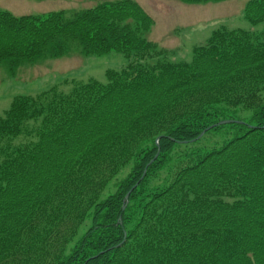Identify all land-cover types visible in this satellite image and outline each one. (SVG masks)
I'll return each mask as SVG.
<instances>
[{"label": "trees", "instance_id": "1", "mask_svg": "<svg viewBox=\"0 0 264 264\" xmlns=\"http://www.w3.org/2000/svg\"><path fill=\"white\" fill-rule=\"evenodd\" d=\"M244 16L263 23L264 0ZM154 25L136 0L0 10L12 73L76 50L128 60L0 118V264H264V30L221 27L173 62ZM224 120L242 123L198 139Z\"/></svg>", "mask_w": 264, "mask_h": 264}, {"label": "rangeland", "instance_id": "2", "mask_svg": "<svg viewBox=\"0 0 264 264\" xmlns=\"http://www.w3.org/2000/svg\"><path fill=\"white\" fill-rule=\"evenodd\" d=\"M115 0H0V10L15 16L42 15L52 11H80ZM154 19L155 25L146 37L168 50L173 62H188L193 50L204 45L212 32L221 28L262 32L264 22L252 25L244 10L251 0H230L222 3L187 5L176 0H136ZM128 63L116 51L103 56H86L73 51L61 58H43L19 67L12 73L0 64V118L18 95H38L51 87L66 93L76 82L95 79L105 83L108 70H120Z\"/></svg>", "mask_w": 264, "mask_h": 264}, {"label": "water", "instance_id": "3", "mask_svg": "<svg viewBox=\"0 0 264 264\" xmlns=\"http://www.w3.org/2000/svg\"><path fill=\"white\" fill-rule=\"evenodd\" d=\"M232 123H242L240 121H234V120H224V121H221L219 122L218 124H215L209 128H207L206 130H204L201 135L198 137V139H200L207 131H209L210 129L216 127V126H221V125H227V124H232ZM129 197V194L126 196V200L128 199Z\"/></svg>", "mask_w": 264, "mask_h": 264}]
</instances>
